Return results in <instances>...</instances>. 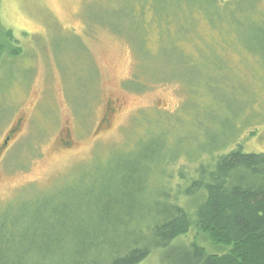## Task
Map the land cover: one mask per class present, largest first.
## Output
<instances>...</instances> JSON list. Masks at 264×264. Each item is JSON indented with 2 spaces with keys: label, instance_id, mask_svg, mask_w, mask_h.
I'll return each instance as SVG.
<instances>
[{
  "label": "rangeland",
  "instance_id": "374dc122",
  "mask_svg": "<svg viewBox=\"0 0 264 264\" xmlns=\"http://www.w3.org/2000/svg\"><path fill=\"white\" fill-rule=\"evenodd\" d=\"M229 7L213 0H0L1 33L13 35V42L0 35V208L20 207L33 189L56 193L80 175L94 171L98 178L133 150L191 167L226 143L217 153L237 143L246 152L264 153V59L251 64L257 76L248 75L242 60L226 78L216 74L214 50H205L206 67L174 51L192 28V38L180 45L187 52L202 41L218 46L217 24L234 33L236 47L263 49L264 0H235ZM131 80L145 87L135 89ZM250 91L258 102L248 109ZM190 97L206 106L198 135L176 127L169 138L163 125L154 127L151 119L184 117ZM81 182L67 190L68 197L87 193ZM3 216L6 224L10 218ZM192 241L208 254L230 249L196 232L175 248ZM163 255L155 251L140 264L170 263Z\"/></svg>",
  "mask_w": 264,
  "mask_h": 264
},
{
  "label": "trees",
  "instance_id": "16d2710c",
  "mask_svg": "<svg viewBox=\"0 0 264 264\" xmlns=\"http://www.w3.org/2000/svg\"><path fill=\"white\" fill-rule=\"evenodd\" d=\"M213 1L227 11L235 2ZM1 29L4 40L13 42L12 32L1 33ZM214 30L218 46L206 47L202 41L194 45L193 52H187L180 45L192 38V28L174 51L188 62L197 57L206 67L209 61L205 50L211 49L218 55L214 57L216 74L233 76L243 60L248 61V75L257 76L251 64L264 59V48L258 52L238 48L231 30L218 24ZM3 51L0 40V62ZM150 78L172 81L167 77ZM134 84L145 87L136 80L128 83L135 88ZM195 85L191 92H196ZM226 86L229 95L235 97L233 84L229 81ZM249 95L253 96L248 104L251 109L258 98L254 92ZM193 99L184 117L176 118L179 124L176 120L161 122L156 118L151 119L154 127L163 125L169 138L174 137L176 127L198 135L203 130L201 119L206 106ZM217 151L215 155L200 157L191 167L176 166L178 160L157 162L154 159L158 152L150 154L147 149L135 156L133 150L128 156H121L107 173H98V178L94 171L80 175L78 181L84 183L87 193L79 197L67 194L69 188H76L75 180L68 189L64 183L56 193L33 189L15 212L12 208L17 203L12 208H0L2 218L5 214L10 218L6 224L0 220V264H140L155 251L164 254V263L264 264V153L246 152L241 143L227 152ZM158 165L163 170L158 172ZM38 207L44 210L38 212ZM190 232L230 249L219 255L208 254L192 241L184 243L187 247L183 250H176V242Z\"/></svg>",
  "mask_w": 264,
  "mask_h": 264
}]
</instances>
